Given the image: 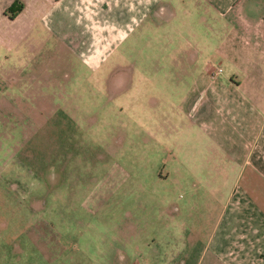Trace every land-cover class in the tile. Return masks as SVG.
Returning a JSON list of instances; mask_svg holds the SVG:
<instances>
[{
    "label": "crops",
    "instance_id": "obj_1",
    "mask_svg": "<svg viewBox=\"0 0 264 264\" xmlns=\"http://www.w3.org/2000/svg\"><path fill=\"white\" fill-rule=\"evenodd\" d=\"M0 1L3 3L0 7L1 23L6 26L20 23L19 37L22 38L31 32L37 23L48 32L55 29V34L63 30L65 37L60 38L61 45H67L68 51L75 57L78 65L86 69L82 76L72 77V80L67 82L70 87L53 99L56 102L51 104L52 113H56L57 105L63 102L66 108L65 115L71 112V115L80 118L87 117L88 129L89 125H93V128L102 126L100 118L92 117L89 107L83 104L87 103L90 106L88 96L93 97L96 93L102 105L100 109L108 107L109 105L105 106L102 103L113 101L121 93L123 85L128 83L124 81L130 80L129 77H120L119 72L127 67L120 65L117 58L120 46L131 47L129 39L132 33V37L141 40L139 45L145 46L139 49L132 43V55L136 57L135 53L144 51L143 60H146L144 63L142 61L132 63V108H135L132 111V151L139 149L145 156L149 148L163 150V144L169 139L173 149L177 150L179 147V141L173 137L174 130L169 126L167 117L161 114L158 123L152 126L147 117L149 115L142 112L141 106L136 107L137 88L133 85L180 86L189 80L184 90L179 92L178 89L175 104H167L176 110L177 116L184 119L187 124V128L184 126L185 132L190 134L191 126L194 129V136L197 135V142L203 135L209 149H212L216 156L217 152L221 154L227 164L235 169L243 167V179L247 181L263 179L261 172L264 168V151H258L256 137L264 134V0ZM11 3L18 4L20 9L13 17L8 18L5 10ZM189 22H192L190 23L192 27L196 23L202 30L207 31L215 38V42L218 39V43L216 42L214 48L209 51L211 55L208 58H202V51L194 48L188 51L184 60L185 37L193 40L194 36L188 26ZM137 28L139 31L134 34ZM193 45L195 47L194 42ZM117 51L115 60L109 62L111 57H108ZM200 56L202 59L199 60ZM106 60L110 64L106 63L105 66ZM214 60L223 61L227 75L220 77V71L217 77L209 78L204 74L205 68L220 70V65H214ZM104 68L114 69V76H107L104 79L90 75L95 74L93 71L100 69L102 71ZM165 70H180L181 74L169 76ZM97 73L101 75V72ZM87 85L94 87L90 89ZM66 93L69 94L64 96ZM163 95L169 96L166 93ZM148 101L156 102L158 98L151 99L148 95L145 98L146 105ZM115 109L119 111L120 107L117 106ZM106 111L104 109L101 114ZM89 118H95L96 124L92 123L94 119L89 123ZM110 127L112 126L103 128H107L108 131ZM170 133L172 135L169 138ZM110 140L113 144L120 143L117 139ZM94 142L98 144L97 148L102 150L105 159L109 157L108 150H112V154L121 150L118 146L111 149L101 145L103 147L101 148L98 139ZM178 160L167 152L166 157L158 161L159 171L154 172L155 181L161 184L167 182V187L170 185L172 189L155 191L143 189L138 183L132 184V187H138L132 188V198L149 196L160 198V206L156 208L146 203L132 205V223H126V228L132 234V256L141 258L143 264H190L191 261L187 259L194 255L196 256L193 264H200L202 261V250L195 251L199 237L198 233H195L197 224L186 228L184 219L181 218L185 207L183 205L179 207L177 203L175 206L169 200L173 190L195 187L193 183L199 177L197 172L195 174L198 166H194L192 160L188 163L184 158ZM134 164L146 166L144 173L151 167L148 158L146 161H143V158L137 161L132 159V165ZM238 174L239 171L236 176ZM112 175L108 174L102 178L98 184V188L102 189L97 196L100 195L104 199L113 195ZM133 177L135 182L140 178L137 174ZM185 180L187 184L184 183ZM206 190L208 194L212 191ZM241 190L232 207L235 212L254 215L257 224L238 223L233 231L234 226H230L226 221L221 226L223 228L216 232L220 223L217 220L219 217H216L210 233L211 238L214 236V241L210 245L205 264H212L211 262L251 264L253 261L264 264V198L259 201L258 190L248 188ZM186 193L189 196L193 195L194 191ZM231 195L234 196L233 191ZM85 196L86 198L89 196L88 192ZM102 202L105 203V200ZM66 206L67 204L64 205ZM151 209L155 210L154 217L148 215L151 214ZM127 216L129 218V215ZM152 217L158 223L155 226L151 221ZM51 228V224L47 227L40 226L38 236L32 238L22 236L23 239L18 242L21 250H18L17 256L19 264L73 262L72 247L77 243L70 242L64 245L60 237H50ZM152 229L157 235L149 231ZM217 234L219 235L216 236ZM123 246L130 245L125 240ZM141 246L147 247L140 250ZM158 246H163L161 252L157 250ZM147 250L148 253L145 252Z\"/></svg>",
    "mask_w": 264,
    "mask_h": 264
},
{
    "label": "rangeland",
    "instance_id": "obj_2",
    "mask_svg": "<svg viewBox=\"0 0 264 264\" xmlns=\"http://www.w3.org/2000/svg\"><path fill=\"white\" fill-rule=\"evenodd\" d=\"M2 5L0 1V7ZM190 23L192 22H189L188 26L194 36L193 40L185 37L184 60L188 51L194 48L202 51V58H208L211 55L209 51L214 48L216 42L218 43V39L215 42V38L207 31L202 30L196 23L192 27ZM18 25L20 23L6 26L0 22V264H19L18 242L23 239L22 236H38L39 227H47L50 224V237H60L64 245L77 243L72 247L71 264H143L141 258L132 256V234L126 228V223H132V205L146 203L156 208L160 206V198H132V188H138L132 187V184L138 183L141 188L147 190L172 189L170 185L167 187V182L161 184L155 181L154 177V172L159 171V159L166 157L167 152L177 160L184 158L187 163L192 160L193 165L198 166L195 174L197 172L199 177L193 183L195 187H181L177 191L175 189L169 200L175 206L178 204L179 207H185L181 218L184 219L186 228L194 227V224L198 226L195 231L199 236L195 251L202 250L200 264H205L210 245L214 241V236L211 238L210 233L216 217H219L217 220L220 221L216 232L223 228L221 226L226 221L230 226H234L233 231L238 223L257 224L254 215L235 212L232 205L243 188L258 190L257 197L261 202L264 198V168L261 172L263 179H243V167L235 169L227 164L221 154L217 152L216 156L214 151L209 149L203 135L197 142L194 129L190 126L191 133L185 132L184 126L187 128V124L184 119L177 116L174 108L168 107L175 104L178 89L179 92L184 90L189 80L180 86L133 85L137 88L136 107L141 106L142 112L149 115L147 117L152 126L158 123L161 114L167 117L169 126L174 130L173 137L179 141V147L177 150L173 149L169 139L163 144V150L147 148L145 156L151 161L147 173H144L146 166L132 165V159H147L139 149L132 151V111L135 109L132 108V63L146 61L143 60L144 51L135 53L136 57L132 55V43L139 49L145 48L139 45L141 40L132 37L131 33V47L119 48L118 63L127 67L125 70H119L120 77L130 79L124 81L128 83L123 85L119 96L110 103H102L109 105L102 109L96 93L93 97L88 96L90 106L83 104L89 107L92 117L100 118L103 123L98 128L89 125L88 129L87 117L80 118L71 115V112L65 115L63 102L57 105L56 113H52V109L50 111L53 99L70 87L67 82L71 81L72 77L82 76L86 70L78 65L75 57L68 51V46L61 45L60 38L65 37L63 30H57L58 33L55 34V29L48 32L37 23L31 32L22 38L19 37ZM138 29L133 33H137ZM182 34L184 35L185 31ZM187 42L190 47L186 45ZM117 53L118 51L108 57L112 59H109V62L115 60ZM202 58L200 56L199 60ZM109 62L106 60L105 66L110 64ZM217 64L220 65L219 76L227 75L223 61L214 60V65ZM216 69L218 68H205L204 74L209 78L217 77H212V72ZM113 70L104 68L102 71L95 70V74L90 75L105 79L107 76H114ZM97 72H101V75ZM165 72L169 76L181 74L180 70ZM87 87L93 89L94 86ZM67 94L69 93L64 96ZM148 95L151 99L158 98V101H148L146 105L145 98ZM117 106L120 107L119 111L115 109ZM104 109L107 111L102 115ZM92 119V123L96 124L95 118H89L88 122L91 123ZM81 125L84 127H80ZM104 126L112 127L107 131ZM171 135L172 133L168 137ZM263 135L256 137L259 152L264 151ZM96 139L100 146L111 149L118 146L121 150L115 151L114 154L112 150H108L109 157L105 159L102 150H99L98 144L94 142ZM110 139H117L120 143L113 144ZM108 174H113L111 186L114 193L111 197L103 199L100 195L97 196L102 189L98 188V184ZM135 174L140 176L137 182L134 181ZM184 183L187 184L186 180ZM206 189L212 190L211 193L208 194ZM188 191H194V194L187 196ZM232 191L234 196L231 195ZM87 192L89 196L86 198ZM66 194L69 196L66 197ZM82 195L85 197H81ZM154 211L151 209V214L148 215L154 217ZM153 217L151 221L155 226L158 223ZM149 231L157 235L153 229ZM125 240L130 246H123ZM147 246H141L140 250ZM161 248L163 246H158L157 250L161 252ZM145 252L148 253V250ZM195 256L187 259L191 261L190 264L194 263ZM251 264L258 263L253 261Z\"/></svg>",
    "mask_w": 264,
    "mask_h": 264
},
{
    "label": "trees",
    "instance_id": "obj_3",
    "mask_svg": "<svg viewBox=\"0 0 264 264\" xmlns=\"http://www.w3.org/2000/svg\"><path fill=\"white\" fill-rule=\"evenodd\" d=\"M20 9V6L16 3H11L5 10L8 18H11L17 13Z\"/></svg>",
    "mask_w": 264,
    "mask_h": 264
},
{
    "label": "built area",
    "instance_id": "obj_4",
    "mask_svg": "<svg viewBox=\"0 0 264 264\" xmlns=\"http://www.w3.org/2000/svg\"><path fill=\"white\" fill-rule=\"evenodd\" d=\"M219 72H220L219 69L214 70V72H212V77L218 75Z\"/></svg>",
    "mask_w": 264,
    "mask_h": 264
}]
</instances>
